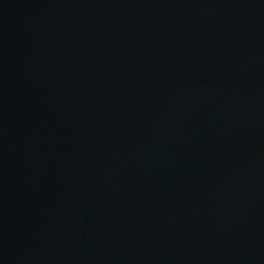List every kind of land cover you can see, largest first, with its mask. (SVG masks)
Masks as SVG:
<instances>
[{
  "label": "water",
  "instance_id": "95a60500",
  "mask_svg": "<svg viewBox=\"0 0 264 264\" xmlns=\"http://www.w3.org/2000/svg\"><path fill=\"white\" fill-rule=\"evenodd\" d=\"M0 264H264V0H0Z\"/></svg>",
  "mask_w": 264,
  "mask_h": 264
}]
</instances>
